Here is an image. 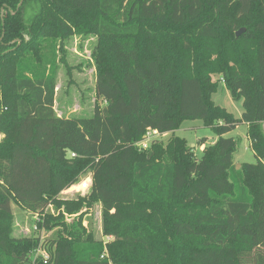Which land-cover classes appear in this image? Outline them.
Listing matches in <instances>:
<instances>
[{"label": "trees", "instance_id": "16d2710c", "mask_svg": "<svg viewBox=\"0 0 264 264\" xmlns=\"http://www.w3.org/2000/svg\"><path fill=\"white\" fill-rule=\"evenodd\" d=\"M20 1L0 0V264H264V0ZM74 34L96 36L103 105L58 117L54 72L17 57ZM218 76L240 118L213 103ZM185 119L217 137L199 159L174 134ZM240 124L256 162L235 172ZM148 129L171 136L139 150ZM86 171V196L59 198ZM12 203L51 237H14Z\"/></svg>", "mask_w": 264, "mask_h": 264}, {"label": "rangeland", "instance_id": "374dc122", "mask_svg": "<svg viewBox=\"0 0 264 264\" xmlns=\"http://www.w3.org/2000/svg\"><path fill=\"white\" fill-rule=\"evenodd\" d=\"M33 11H30L29 14ZM96 43V36L93 34L77 35L74 34L67 39L46 37L39 41V47L36 50H25L20 53L17 59L23 61L29 60L33 64V76L41 75L40 71L48 76L54 72L55 78V100L54 112L58 117H89L93 113L96 104L102 106V100H96L95 87V69L91 60V50ZM41 58V60L39 59ZM29 63V62H28ZM36 71L38 73H36ZM25 75H30L25 73ZM217 83L216 91L211 95L213 103L224 108L234 118H240L243 112L242 100H232L229 91L225 88L222 79L218 76L215 80ZM260 130L264 135V123L261 124ZM174 134L185 139L187 145L197 159L202 156L205 147L213 144L217 137L213 132L204 126L200 119L182 120L179 128ZM171 133L161 136L164 144L168 141ZM225 137L238 140L237 150L233 155V167L235 172L241 168L242 163H255V155L250 148L247 138V126L240 124L235 130L227 133ZM3 136L0 135V140ZM88 171L82 173L78 181L72 184L70 189L59 194V198L74 200L83 196V192H78L74 185L82 180ZM13 211V236L14 237H40L49 239L51 233L45 227L41 228L38 233L33 232L34 219L33 214L21 210L16 204L12 203ZM44 215V214H43ZM57 215V214H56ZM34 216V215H33ZM41 216V214L39 215ZM89 219L90 229L96 240H102V207L99 202H93L87 216ZM72 219L67 221L70 223ZM86 225V220L83 221ZM26 262L23 264H30Z\"/></svg>", "mask_w": 264, "mask_h": 264}, {"label": "built area", "instance_id": "2783aa9c", "mask_svg": "<svg viewBox=\"0 0 264 264\" xmlns=\"http://www.w3.org/2000/svg\"><path fill=\"white\" fill-rule=\"evenodd\" d=\"M161 136H163V134L159 133L157 130L155 129H148L145 134L143 135L142 139L136 144L139 150H146L149 146L150 143L155 140V139H159ZM71 157H75V154H70ZM91 186V177L90 175H87L86 177H84L82 180H80V182L77 185H74L72 187L77 188L78 192H83L85 196V194H87V192L89 191ZM71 187H69L68 189H70ZM67 189V190H68ZM45 213H50L52 215L55 214L54 208L51 205H48L47 208L45 209ZM44 215L39 216L38 214H34V216L32 215L33 219H34V225H33V232L32 233H38L39 229H38V225L37 223L40 221V218L43 217ZM66 217V221H69L70 219H72L74 217L73 216H67ZM42 257L44 260H47L48 257L47 255L41 251L38 250L36 252V254L33 256V258L36 257Z\"/></svg>", "mask_w": 264, "mask_h": 264}, {"label": "water", "instance_id": "95a60500", "mask_svg": "<svg viewBox=\"0 0 264 264\" xmlns=\"http://www.w3.org/2000/svg\"><path fill=\"white\" fill-rule=\"evenodd\" d=\"M22 2H23V0L20 1L18 7L21 6ZM244 32H245V29H240L239 31L236 32V35H235V36H236V37H240ZM1 38H2V37H1Z\"/></svg>", "mask_w": 264, "mask_h": 264}, {"label": "flooded vegetation", "instance_id": "af4514ba", "mask_svg": "<svg viewBox=\"0 0 264 264\" xmlns=\"http://www.w3.org/2000/svg\"><path fill=\"white\" fill-rule=\"evenodd\" d=\"M18 8H19V7H18ZM1 11L3 12V9H2ZM2 12H1V13H2Z\"/></svg>", "mask_w": 264, "mask_h": 264}, {"label": "crops", "instance_id": "0c3cea01", "mask_svg": "<svg viewBox=\"0 0 264 264\" xmlns=\"http://www.w3.org/2000/svg\"><path fill=\"white\" fill-rule=\"evenodd\" d=\"M163 135H165V134H163ZM214 144V143H213ZM212 145V144H211Z\"/></svg>", "mask_w": 264, "mask_h": 264}]
</instances>
